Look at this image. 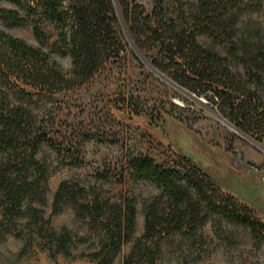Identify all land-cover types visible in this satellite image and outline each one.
Listing matches in <instances>:
<instances>
[{
  "label": "trees",
  "instance_id": "obj_1",
  "mask_svg": "<svg viewBox=\"0 0 264 264\" xmlns=\"http://www.w3.org/2000/svg\"><path fill=\"white\" fill-rule=\"evenodd\" d=\"M5 1L17 7L0 11L7 26L29 23L35 37L42 40L44 25L51 24L55 43L71 60V68L63 73L44 50L0 29V76L14 86L12 99L0 90V216L7 226L25 220L30 234L53 254L69 255L75 240L65 227L54 231L43 211L33 205L43 204L41 189L47 172L36 154L47 138L43 121L35 118L28 104L36 90L52 94L70 90L112 64L111 60L127 55L120 18L137 48L153 52L155 69L211 101L236 129L251 132L256 122L264 132V40L258 29L242 33L237 27L244 11L258 8V0H174L172 11L165 7V0H154L152 10L145 15L137 11L139 7L132 0ZM200 36L219 45L227 43L230 59L201 45ZM233 62L243 66V73L233 70ZM126 166L137 180L156 184L160 193L147 204L143 233L123 264H154L161 241L176 233L193 235L212 214L264 238V223L253 211L223 193L190 160L182 158L162 166L147 156L134 155L126 159ZM63 203L86 220L87 235L92 236L94 246L87 253L89 258L95 264H113L134 231L133 201L101 199L94 189L64 180L54 192L53 213L59 212ZM77 238L83 242L89 239Z\"/></svg>",
  "mask_w": 264,
  "mask_h": 264
},
{
  "label": "rangeland",
  "instance_id": "obj_2",
  "mask_svg": "<svg viewBox=\"0 0 264 264\" xmlns=\"http://www.w3.org/2000/svg\"><path fill=\"white\" fill-rule=\"evenodd\" d=\"M258 2L257 9L241 14L237 27L242 33L258 29L264 40V0ZM131 3L137 4V11L145 15L152 10L154 0ZM164 5L170 11L176 7L174 0H165ZM11 9L17 7L0 0V11ZM120 21L128 43L127 55L111 60L112 64L70 90L53 94L36 90L28 104L35 118L43 121L47 138L36 154L47 172L45 187L41 189L43 204L33 205L43 211L54 231L64 227L70 230L75 243L70 244L69 255L53 254L30 234L25 220L7 226L0 216V264H95L87 255L94 246L92 236L87 235L86 220L78 218L68 203L53 213L54 192L64 180L94 189L101 199L133 201L134 231L113 261L123 264L143 233L147 204L160 193L156 184L137 180L128 170L126 159L134 155L147 156L162 166L178 163L182 158L190 160L223 193L248 206L254 217L264 223V181L259 175V171H264V132L259 124L255 122L248 133L236 129L211 101L155 69L151 64L153 52L139 50L127 24L121 18ZM0 29L44 50L63 73L71 68L70 57L55 43L51 24L44 25L42 40L35 37L29 23L9 27L0 18ZM198 42L229 58L227 43L219 45L206 36L198 37ZM232 68L243 73L241 64ZM13 89V82L0 76V90L11 99ZM83 236L89 239L79 241L77 237ZM154 264H264V238L212 214L193 235L176 233L161 241Z\"/></svg>",
  "mask_w": 264,
  "mask_h": 264
},
{
  "label": "built area",
  "instance_id": "obj_3",
  "mask_svg": "<svg viewBox=\"0 0 264 264\" xmlns=\"http://www.w3.org/2000/svg\"><path fill=\"white\" fill-rule=\"evenodd\" d=\"M256 171H258V170H256ZM259 175H260V178L264 181V171H259Z\"/></svg>",
  "mask_w": 264,
  "mask_h": 264
}]
</instances>
